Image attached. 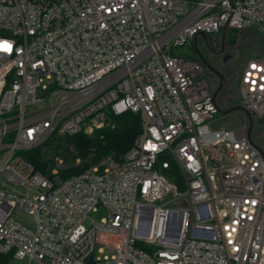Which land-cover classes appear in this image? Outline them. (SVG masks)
Masks as SVG:
<instances>
[{
    "label": "built area",
    "instance_id": "2783aa9c",
    "mask_svg": "<svg viewBox=\"0 0 264 264\" xmlns=\"http://www.w3.org/2000/svg\"><path fill=\"white\" fill-rule=\"evenodd\" d=\"M225 26L264 38V0H0V264H264V156L173 53ZM248 48L237 103L255 126L264 46ZM106 109L141 115L121 156L67 177L29 159Z\"/></svg>",
    "mask_w": 264,
    "mask_h": 264
},
{
    "label": "trees",
    "instance_id": "16d2710c",
    "mask_svg": "<svg viewBox=\"0 0 264 264\" xmlns=\"http://www.w3.org/2000/svg\"><path fill=\"white\" fill-rule=\"evenodd\" d=\"M240 36V38H239ZM244 37V38H243ZM226 42L228 45L240 43V47H251L257 45L263 48L264 38L253 29H229ZM187 43V42H186ZM186 43L184 45H186ZM183 45V46H184ZM175 53V49L173 50ZM239 101V97L232 98L230 101L222 100L221 105L226 106ZM226 118L228 128H233L243 123L244 115L241 112L230 114ZM106 122L103 126L95 128L92 133L80 131L73 135H65L63 138L68 141L79 153L81 161L78 164L69 166L63 171L62 176L67 177L78 174L94 163L99 162L104 156L112 154L116 157L124 154L134 143L136 137L142 132V119L140 113L126 111L121 114H114L106 109ZM254 136L264 138V119L257 120L254 126ZM263 141V140H262ZM29 159L35 164L36 168L45 172L47 160L43 156L42 147L33 150ZM171 180H174L180 187V175L171 172V169H163ZM1 259H7L0 255Z\"/></svg>",
    "mask_w": 264,
    "mask_h": 264
},
{
    "label": "rangeland",
    "instance_id": "374dc122",
    "mask_svg": "<svg viewBox=\"0 0 264 264\" xmlns=\"http://www.w3.org/2000/svg\"><path fill=\"white\" fill-rule=\"evenodd\" d=\"M231 30V29H230ZM213 35H220L221 33H212ZM240 38V36H239ZM244 38V37H243ZM191 38L190 40L187 41L186 45L184 46H179L175 48V53L178 55H182V56H187V57H192L193 56V46H192V42H191ZM238 46V47H237ZM240 43H237L236 45H228V48H230L231 51L236 52L235 56H234V62H235V69L233 71V74L231 75V81H230V85H232V87L234 88H238L239 85V80L241 77V71L242 68L245 64V53H243V50L240 49L242 47H240ZM235 48H238L237 50ZM236 50V51H234ZM258 50V46L254 45L251 46L247 49L248 54L250 55H254ZM232 92V91H231ZM231 94L234 95V99L237 98L238 96L234 94V92H232ZM102 117H105L106 119V113L102 114V115H96L95 117L91 118L86 125V130H84V132L86 133H92L94 131L95 128L101 127L103 125H101V121H102ZM226 117V116H224ZM264 119V117L262 118ZM107 120V119H106ZM105 120V122H106ZM257 138V137H256ZM257 139L260 140V138L258 137ZM262 140H260L261 142L264 143V138H261ZM42 150L44 152V155L47 159H49L50 164L48 165L49 168H52L54 166V162L53 160L56 157L61 158L65 165L67 166H73L75 164H78V160L80 159V155L79 153L73 149L72 145L66 141L63 137H57L54 136L52 138H50V140H48V142H46L43 146H42ZM18 189H21V186L17 187ZM168 198H170V195L168 196ZM178 202L176 200H173L171 202H169V204L171 205H176ZM107 215V210L104 207H100L97 211H93L91 213V216L97 220L100 221L102 217H105ZM28 260L27 259H15L12 258L8 264H28ZM32 264H36V263H32Z\"/></svg>",
    "mask_w": 264,
    "mask_h": 264
},
{
    "label": "flooded vegetation",
    "instance_id": "af4514ba",
    "mask_svg": "<svg viewBox=\"0 0 264 264\" xmlns=\"http://www.w3.org/2000/svg\"><path fill=\"white\" fill-rule=\"evenodd\" d=\"M219 33V32H217ZM190 40V39H189ZM192 46H193V58H196L200 61L197 49L194 44V37L191 38ZM208 41L207 44L201 37L197 40L198 49L201 52L203 58L210 64H212L216 69L219 71H222L225 75V84L223 88L221 89L218 100L221 102L222 100H228L230 101L232 98H234V95L231 94L234 92L235 95H237V89L232 87L230 85L231 81V75L233 74V71L235 69V62H234V56L236 54V50L238 48H235L236 52H233L228 48V44L226 42V46L222 52H219L222 46V33L219 35H213L208 34ZM238 47V46H237ZM244 47L240 48L243 50ZM229 52L231 57H229L227 60L224 59L225 54ZM243 53L245 51L243 50ZM201 62V61H200ZM202 68H203V74L206 77L208 84L210 87L214 88L219 80V77L217 74L212 72L209 68L204 66V64L201 62ZM232 91V92H231ZM238 96V95H237ZM233 104V103H232Z\"/></svg>",
    "mask_w": 264,
    "mask_h": 264
},
{
    "label": "water",
    "instance_id": "95a60500",
    "mask_svg": "<svg viewBox=\"0 0 264 264\" xmlns=\"http://www.w3.org/2000/svg\"><path fill=\"white\" fill-rule=\"evenodd\" d=\"M199 37H201L208 44L209 43L208 34L204 31H199L198 33H196L194 36V44H195V47L197 49L200 61L204 64V66L209 68L212 72L217 74L219 77L217 85L212 90V101L216 105L219 114L220 115H229V114H233L236 112H241L244 115V118L246 119V136H247V138L250 140L251 143H253L254 145H256L260 149V151L262 152V154L264 156L263 146L260 145L259 143H257L253 138L254 119H253L252 114L248 110H246L243 105H241L240 103H237V102H234L233 104L226 105V106H223L220 104V102L218 100V95H219L221 89L223 88V86L225 84V75L222 71H219L218 69H216L212 64L208 63L203 58L201 52L198 49V45H197V40ZM226 38H227V26H225L222 30V46H221V49L219 52H222L224 50V48L226 46ZM229 57H231V55L229 52H227L225 54L224 59L227 60ZM39 93H41L40 90H39ZM148 231H149V229H147L146 232H148ZM89 264H94V263L91 261Z\"/></svg>",
    "mask_w": 264,
    "mask_h": 264
}]
</instances>
